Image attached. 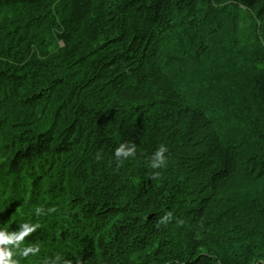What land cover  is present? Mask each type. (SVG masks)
<instances>
[{"label":"trees","instance_id":"16d2710c","mask_svg":"<svg viewBox=\"0 0 264 264\" xmlns=\"http://www.w3.org/2000/svg\"><path fill=\"white\" fill-rule=\"evenodd\" d=\"M121 144L134 154L118 159ZM215 146L227 161L207 158ZM73 153L83 223L39 231L19 264H137L150 241L151 264H264V214L246 199L264 198V0H0V160L18 171ZM38 202L17 184L14 204Z\"/></svg>","mask_w":264,"mask_h":264},{"label":"clouds","instance_id":"9594fccd","mask_svg":"<svg viewBox=\"0 0 264 264\" xmlns=\"http://www.w3.org/2000/svg\"><path fill=\"white\" fill-rule=\"evenodd\" d=\"M168 149L165 146H161L154 154L152 158L151 166L153 168H160L165 165V153ZM134 154V148L126 144H121L116 150L115 155L119 159L120 157H129ZM37 225L29 226L25 223L22 225L18 233H9L6 229H0V264H17V261L12 257L14 252L11 248L4 246L11 245L13 248H19L20 242L23 241L25 236L30 235L36 230ZM29 252H33L32 248H27L22 252V255H28ZM35 255V252H33Z\"/></svg>","mask_w":264,"mask_h":264},{"label":"rangeland","instance_id":"374dc122","mask_svg":"<svg viewBox=\"0 0 264 264\" xmlns=\"http://www.w3.org/2000/svg\"><path fill=\"white\" fill-rule=\"evenodd\" d=\"M134 183L138 185V181L134 180ZM127 187L132 188L131 185H128Z\"/></svg>","mask_w":264,"mask_h":264},{"label":"bare ground","instance_id":"6f19581e","mask_svg":"<svg viewBox=\"0 0 264 264\" xmlns=\"http://www.w3.org/2000/svg\"><path fill=\"white\" fill-rule=\"evenodd\" d=\"M117 60V59H116ZM109 61V60H108ZM112 63V62H111Z\"/></svg>","mask_w":264,"mask_h":264}]
</instances>
